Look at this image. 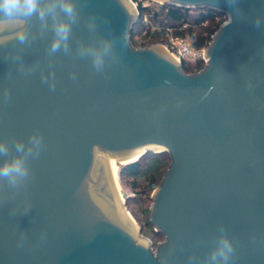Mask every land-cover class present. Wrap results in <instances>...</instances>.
<instances>
[{
  "label": "water",
  "instance_id": "obj_1",
  "mask_svg": "<svg viewBox=\"0 0 264 264\" xmlns=\"http://www.w3.org/2000/svg\"><path fill=\"white\" fill-rule=\"evenodd\" d=\"M161 2L227 15L201 70L131 43L132 0H77L73 49L93 39L89 16L98 35L116 37L118 61L103 73L62 52L50 66V33L28 46L0 36V140L44 139L30 180L0 183V264H205L220 225L235 246L229 264H264V20L254 24L264 0ZM18 52L34 73L18 71ZM51 70L54 90L41 79ZM140 150L170 158L151 193L149 220L164 236L154 250L123 222L110 180L109 160Z\"/></svg>",
  "mask_w": 264,
  "mask_h": 264
},
{
  "label": "clouds",
  "instance_id": "obj_2",
  "mask_svg": "<svg viewBox=\"0 0 264 264\" xmlns=\"http://www.w3.org/2000/svg\"><path fill=\"white\" fill-rule=\"evenodd\" d=\"M227 2L235 6L238 0ZM262 20L264 17L259 15L255 18L254 24L257 28L262 27ZM80 21L81 10L77 0H0V36L11 33L19 45L28 46L38 35L50 33L46 50L50 66L51 58L62 52L64 55L89 60L95 72L103 73L110 62L118 61L115 51L116 37L98 35L97 18L89 16L85 24L93 39L87 43L77 40L73 49V29ZM6 44L7 42L0 39V47ZM12 60L17 63L18 71L22 74L30 75L37 70V64H25L21 52L13 56ZM71 78H77L75 72L71 74ZM41 79L51 89H55L54 70L47 74L41 71ZM9 97L10 94L6 91L5 99ZM43 147L44 139L38 131L32 132L27 141L15 138L0 140V183L6 182L14 190L24 186L31 178L29 160L37 157ZM234 256V243L226 228L220 225L218 235L204 257L205 264H229ZM189 260L196 261L198 257L192 255Z\"/></svg>",
  "mask_w": 264,
  "mask_h": 264
},
{
  "label": "trees",
  "instance_id": "obj_3",
  "mask_svg": "<svg viewBox=\"0 0 264 264\" xmlns=\"http://www.w3.org/2000/svg\"><path fill=\"white\" fill-rule=\"evenodd\" d=\"M133 1L136 2L138 10V17L130 31V41L134 46L136 43L145 46L149 42H162L163 44H167L168 32L167 30L164 31L166 28L175 36L189 37L194 47L201 48L207 45L210 36L219 28L222 23V15H226L225 13L207 7L184 8L164 3L158 8H154L149 4H144L142 0ZM144 19H147L148 24L160 26V31L145 29L142 24ZM141 26L145 29V33L141 35L139 42H137L136 37L138 35L135 29ZM202 66L203 64L200 61L190 63L183 60L181 62V69L186 73L196 72ZM147 154H151L152 156L147 157ZM169 163L170 158L167 152L148 151L134 161L121 164L119 174L132 179L131 186L137 193L136 200L143 203L145 199L152 200L150 194L160 183L161 176L165 173ZM139 177L143 178L144 184L139 182ZM128 200L129 197L127 196L125 198V204ZM142 214L145 217L146 225H152L149 220L150 209L148 210L147 207L144 208L142 206ZM155 233L164 237L160 232L155 231ZM152 244L154 245V242Z\"/></svg>",
  "mask_w": 264,
  "mask_h": 264
},
{
  "label": "rangeland",
  "instance_id": "obj_4",
  "mask_svg": "<svg viewBox=\"0 0 264 264\" xmlns=\"http://www.w3.org/2000/svg\"><path fill=\"white\" fill-rule=\"evenodd\" d=\"M132 2L136 5L135 1L132 0ZM142 2L144 4H149L150 6H152L154 8H158L161 4H164L161 2V0H142ZM136 7H137V5H136ZM221 20H222V22L227 20V15H222ZM142 24L144 25L145 29H147V30L149 29L150 31H152V30L160 31V29H161L160 26L148 24L147 19H144L142 21ZM145 29H143L142 26L135 29V32L138 35L136 37L137 42H139L141 35L145 33ZM166 30L168 32V29L165 28L164 31H166ZM183 38H185L191 44V39L189 37L185 36ZM152 45L163 46L164 44L162 42H149V43H147V45L141 46L138 43H136L135 47H149ZM151 156H152L151 154H147V157H151ZM121 164L122 163L117 162L115 169H116L117 176H118L119 188H120V191L124 197V201H125V198L127 196L129 197V200L125 204V209L131 214V216L133 217L134 221L137 224V227H139V228L141 227L140 233H141L142 237L148 238L151 242L153 241L154 242L153 246H155L158 242L162 241L164 239V237H161V235L155 233V231L153 230L154 227L152 225H146L145 217L142 214V206L144 208L147 207L149 210L151 203H152V200L145 199L143 203H140L139 201L136 200L137 199V193L135 192V190H133V188L131 186V180L132 179L128 178L124 175L119 174L120 166H122ZM161 178H162V176H161ZM139 182L144 184L142 177H139ZM150 196H151V194H150ZM149 216H150V214H149Z\"/></svg>",
  "mask_w": 264,
  "mask_h": 264
},
{
  "label": "bare ground",
  "instance_id": "obj_5",
  "mask_svg": "<svg viewBox=\"0 0 264 264\" xmlns=\"http://www.w3.org/2000/svg\"><path fill=\"white\" fill-rule=\"evenodd\" d=\"M129 2V1H128ZM130 4V2H129ZM160 48L168 54V56H170V58L174 61L177 62V58L176 56H174L172 53L168 52L166 49H164L165 47L160 46ZM160 148H152L153 151L159 150ZM143 150L137 151L135 153H132L130 156H120L114 159L109 160V171H110V180H111V186L114 190L116 199H117V203L119 204V214L123 220V222H125V224L129 225L133 232L136 234L137 231V224L134 221L133 217L131 216V214L125 209L124 206V197L120 191L119 188V182H118V176H117V172H116V164L118 163H122V164H126L127 162H131L133 160H136L139 156H141ZM139 242L145 243L147 244V240L145 238H138Z\"/></svg>",
  "mask_w": 264,
  "mask_h": 264
},
{
  "label": "built area",
  "instance_id": "obj_6",
  "mask_svg": "<svg viewBox=\"0 0 264 264\" xmlns=\"http://www.w3.org/2000/svg\"><path fill=\"white\" fill-rule=\"evenodd\" d=\"M212 35L210 36V39ZM207 45L201 48H196L193 45H191L185 38L173 35L171 31L168 29L167 44H164L163 47H165V49L168 52L176 56L177 62L180 65V67H181V62L184 60L190 63H195L197 61H200L203 64L202 66L203 68L207 64L206 60H208V58L205 59L203 56L206 55V53H203V49H205ZM202 68H200L199 70H201ZM151 245H152L151 246L152 250H154L156 245L153 246L152 242Z\"/></svg>",
  "mask_w": 264,
  "mask_h": 264
}]
</instances>
